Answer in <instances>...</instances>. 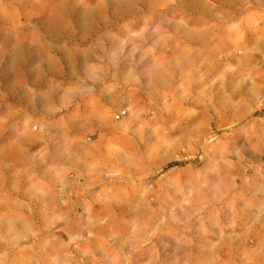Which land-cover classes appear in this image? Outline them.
<instances>
[{"label":"rangeland","instance_id":"374dc122","mask_svg":"<svg viewBox=\"0 0 264 264\" xmlns=\"http://www.w3.org/2000/svg\"><path fill=\"white\" fill-rule=\"evenodd\" d=\"M196 1L0 0V264H264V0ZM99 6L91 30L43 28ZM177 54V78L133 93Z\"/></svg>","mask_w":264,"mask_h":264},{"label":"crops","instance_id":"0c3cea01","mask_svg":"<svg viewBox=\"0 0 264 264\" xmlns=\"http://www.w3.org/2000/svg\"><path fill=\"white\" fill-rule=\"evenodd\" d=\"M167 24H172V23H167ZM167 28H169V27H167ZM170 28H172V25H170ZM173 30L174 29L172 28V31L170 30V32H173ZM177 33L184 37V38H182L183 41H188L190 43V45H192V46H201L203 44V41L206 38V36L204 37V33H207L208 37H210L208 39L206 38L207 40L211 39V41H212L213 39H217L219 37L217 31L213 28H211L209 31V29L203 30V28H199L196 30H183V29L181 30L179 27V31ZM152 34H153L152 36L148 35V37H149V39H152L153 42L155 43L154 33H152ZM157 42L160 43L158 40H157ZM178 54L175 56L174 59H172L170 61L168 60V61H162V62H153L150 65V67L147 68L146 71H148L149 68L150 69L144 78H140L139 76L134 77L131 80V84L135 87V89H133L134 90L133 93L137 94V93L148 92L152 87L157 86V85H161V83H164L169 79H173L174 78L173 75L168 76L170 71H174L176 78H177L179 76L178 74H180V71L182 70V59L180 58V55H178ZM171 65H172V68H171ZM121 67L124 68L123 65ZM130 67H131V69H134V70L136 69V71H137L136 73L139 72L138 68H140V67L137 64L136 65L131 64ZM165 73H167V74H165ZM125 83H128V81H123V80L119 81L116 84V89H114L115 91H110V92H107L105 90L102 91V93L100 94L101 97L99 98L100 102L104 101L106 103H112L114 101L113 99H114V93L115 92L117 94H120L121 99H123L122 94H123V86ZM137 86H141L142 89L137 87ZM143 89H146V90H143ZM47 91L44 93L41 92L40 95H44L45 93H47ZM116 93H115V95H116ZM19 95L21 98H18V96L13 97L15 99V101L18 103H21L24 100L25 105H27V103H26L27 93L21 91ZM36 95H39V94H36ZM5 97H6V100H10V97H12V95H11V93H8V95H6ZM58 100L59 99H58L57 94H56L54 96L48 97L47 100L44 102L45 104L38 102L37 105H33L34 106L33 108H35L36 110H38L40 108L42 110L43 106L53 107L55 105V102H58ZM2 111L3 112H2V115L0 117V137H2L1 134L4 133V128L6 126H9L11 123V120H12V114H11V111L9 108L3 109ZM7 154L8 153H6V151L0 153V160H2V163H0V173L7 172V169H8V163L6 164V159H8ZM116 261H119V260H116ZM103 262L109 264V263H111V259L110 258L104 259Z\"/></svg>","mask_w":264,"mask_h":264},{"label":"bare ground","instance_id":"6f19581e","mask_svg":"<svg viewBox=\"0 0 264 264\" xmlns=\"http://www.w3.org/2000/svg\"><path fill=\"white\" fill-rule=\"evenodd\" d=\"M186 1H188V5L189 6H191V7H194L195 5H196V3H197V1L196 0H186ZM118 2V1H117ZM153 2V1H152ZM142 4H145L146 5V2L144 1V2H142ZM128 5H132V6H134L135 4H134V2H124V3H119V4H116V5H114L113 7H112V9H110L109 11H110V14L114 17V18H117L118 16H121L122 14H124L127 10H129L128 9ZM150 5H151V3H150ZM136 6V5H135ZM134 6V7H135ZM144 6V5H143ZM79 7V6H78ZM104 6H99L97 9H95V10H92V11H84L83 9V11L84 12H81L77 17H74L75 19H73V24H70L69 23V21H68V19L66 18V16L63 14V16H57V14L56 15H54V14H50V15H48L45 19H44V22H43V28L44 29H47L48 31H50V32H54L55 31V33H59V32H62L63 33V35L64 34H67V35H69V34H71V33H73L74 32V34H75V31H78V29H80V30H83V31H88V30H91V26H93L94 25V21L95 20H98L99 18H101L102 16H101V14H102V12L104 11ZM92 9H93V7H92ZM91 10V9H90ZM106 10V9H105ZM77 11V10H76ZM53 12V11H52ZM68 12V11H67ZM66 12V13H67ZM73 13V12H72ZM67 15V14H66ZM70 15V14H69ZM125 16V15H124ZM128 16V15H127ZM74 26L76 29H74V28H70L71 26ZM41 26V25H40ZM73 30H75V31H73ZM56 31H58V32H56ZM45 33V32H44ZM81 33V32H80ZM51 34V33H50ZM49 34V35H50ZM59 36V35H58ZM74 36V35H73ZM77 36V35H76ZM67 37V36H66ZM73 38V37H72ZM37 39V38H36ZM99 40V39H98ZM107 43H108V41H107ZM116 43V41L114 40H112V42H111V44H112V46L114 47V44ZM27 46V45H26ZM31 47H33V46H31ZM96 47V46H95ZM112 47V48H113ZM24 48H25V46H24ZM57 49V48H56ZM92 49H93V47H92ZM26 50V49H25ZM39 50V49H38ZM42 51V50H41ZM75 51V50H74ZM73 51V52H74ZM70 52V51H69ZM80 52V51H79ZM13 53V52H12ZM66 53V52H65ZM102 53V52H101ZM72 54V53H71ZM87 54V53H86ZM23 55V54H22ZM28 55V54H27ZM74 55V54H73ZM78 55V54H77ZM88 55V54H87ZM93 55V54H92ZM79 56V55H78ZM18 57V56H17ZM19 57H21V56H19ZM28 57H30V56H28ZM70 57V56H69ZM81 57V56H80ZM17 60H18V58H16ZM68 59H70V58H68ZM77 60V59H76ZM80 60V59H79ZM83 60V59H82ZM81 60V61H82ZM14 61H16V60H13V62ZM27 61V60H26ZM41 61V60H40ZM73 61V60H72ZM41 62H43V61H41ZM105 62V61H104ZM36 63V62H35ZM40 63V62H39ZM54 63H55V61H54ZM58 63V62H57ZM57 63H55V64H57ZM109 63V62H108ZM13 64V63H12ZM60 64V63H59ZM70 64V63H69ZM11 65V64H10ZM23 65H24V62H23ZM42 65V64H41ZM65 65H66V63H65ZM76 65V64H75ZM40 66V65H39ZM43 66V65H42ZM61 66V65H60ZM77 66H78V64H77ZM69 67V66H68ZM12 70V69H11ZM34 71V70H33ZM32 71V72H33ZM80 71V70H79ZM44 71H42V73H43ZM46 72V71H45ZM81 72V71H80ZM41 73V74H42ZM63 73H64V71H63ZM76 73V72H75ZM94 73V72H93ZM11 74V73H10ZM40 75V74H39ZM74 75V74H73ZM34 75H32V77H33ZM41 76V75H40ZM65 76V75H64ZM140 77V76H139ZM12 78V77H11ZM34 78V77H33ZM160 78V77H159ZM39 79V78H38ZM119 79V78H118ZM14 80H15V78H14ZM12 81V80H11ZM31 81V80H30ZM117 81V80H116ZM120 81V80H119ZM118 81V82H119ZM15 82V81H14ZM149 83V82H148ZM12 84V83H11ZM146 84V83H145ZM16 87V86H15ZM148 87V86H147ZM12 89H14V88H12ZM11 89V90H12ZM13 92V91H12ZM18 93V92H17ZM20 94V93H19ZM35 99H38V98H35ZM43 99V98H42ZM40 101V100H39ZM41 103V102H40ZM35 104V103H34ZM94 115V114H93ZM92 115V116H93ZM95 116V115H94ZM89 118V117H88ZM89 120H90V118H89Z\"/></svg>","mask_w":264,"mask_h":264}]
</instances>
